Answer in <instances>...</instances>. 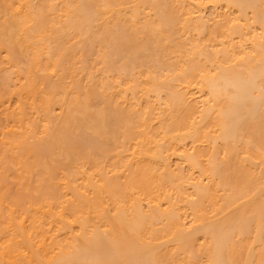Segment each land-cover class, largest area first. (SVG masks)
Segmentation results:
<instances>
[{
    "label": "bare ground",
    "instance_id": "obj_1",
    "mask_svg": "<svg viewBox=\"0 0 264 264\" xmlns=\"http://www.w3.org/2000/svg\"><path fill=\"white\" fill-rule=\"evenodd\" d=\"M0 264H264V0H0Z\"/></svg>",
    "mask_w": 264,
    "mask_h": 264
}]
</instances>
